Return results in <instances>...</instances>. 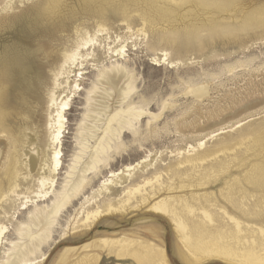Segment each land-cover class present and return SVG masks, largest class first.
I'll list each match as a JSON object with an SVG mask.
<instances>
[{"label": "rangeland", "instance_id": "rangeland-1", "mask_svg": "<svg viewBox=\"0 0 264 264\" xmlns=\"http://www.w3.org/2000/svg\"><path fill=\"white\" fill-rule=\"evenodd\" d=\"M10 1L0 0L1 181L17 162L22 170L19 194L33 185L35 195L39 192L37 179L47 172L46 167L42 170L46 154H52V61L77 34L93 33L101 23L109 31L99 38L95 55L74 73L80 90L66 114L56 188L39 207H51L53 192L79 180L104 136L111 111L122 108L129 114L122 131L103 139L106 150L86 174L81 192L73 193L76 197L71 196L44 230L29 218L35 205L30 211L20 208L14 219L5 221L4 211L12 204L0 201V221L10 231L5 250L18 241L16 228L25 224L33 238L50 234L29 258L34 264H147L131 255L139 245L160 249L166 264H193L194 247L166 214L153 209L162 201H170L183 219L198 221L203 202L211 200L218 205L212 209L220 214L221 224L230 222L222 219L225 207L245 222L244 235L253 237L264 229V178L258 177L264 169V0H110L111 7L103 13L92 0H67L53 20L42 14L41 4L28 0H14L12 11L3 9ZM121 46L124 55L110 59L108 49ZM112 66L125 68L133 91L120 100L99 89L89 107L91 90L101 88L103 81L99 71ZM196 87L206 89L201 100L189 93ZM84 124L93 128L91 133L82 135ZM78 157L83 158L80 163ZM129 166L136 170L125 172ZM122 172L119 179H110L112 173ZM107 179L115 182L109 191L103 189ZM187 204L194 214L188 213ZM126 241L132 246L120 252L117 243ZM226 263L206 258L195 264Z\"/></svg>", "mask_w": 264, "mask_h": 264}, {"label": "bare ground", "instance_id": "bare-ground-1", "mask_svg": "<svg viewBox=\"0 0 264 264\" xmlns=\"http://www.w3.org/2000/svg\"><path fill=\"white\" fill-rule=\"evenodd\" d=\"M198 1H201V0H198ZM13 5H14V0H11L8 4H6L4 8L3 7L2 8L6 10L10 9V11H12L11 9L13 8ZM108 31L109 30L107 28V24L101 23L100 25H97V29H95L93 33L86 31V32H82L81 34H77L76 38L70 43V45H68L63 50H59L57 58L53 59L54 61L52 62L54 63L53 64L51 63L53 67H51V69L49 70L51 72L50 77L52 78V82H51L52 88L50 90L48 89L49 90L48 110L52 111L49 117L50 120L48 122L49 123L48 129H49V137H50V147H51L50 149H52V154L51 155L46 154V160L44 161V165H43L44 167H42V170H44V168L46 167L47 172L45 173V171H43L44 173H42L37 179L38 183L36 186L38 188L37 187L36 188L39 190V192L35 195V192L37 191H34V188H33L34 185L32 186V188H28L25 193L19 194V191H18L19 177L21 175L22 170L19 167V164L17 162L15 163L14 167H9L6 170V180L4 182L0 180V201L9 200L12 205H11L10 211H4L5 221H11V219H14L15 215L18 214V212H20V208L21 210L30 211V207L35 205L33 211L29 213V218L41 224V229L44 230L43 228H45L47 225L50 224L51 219L70 203L71 196L72 197L75 196L77 193H80L81 190L83 189L86 183V180H87L86 174L89 172V170L95 169L99 161L100 154H102L106 150V148L102 145L103 139L106 140L108 138V134L115 136V134H118V130L119 131L123 130L122 125L126 123L124 120V117L125 115H128L129 113L125 114L122 108L113 109L109 115L108 125L104 131V136L100 138L101 142L98 143L96 147H94V150L89 158L90 162L86 165L85 168L81 170L82 174H80L81 176L79 180L75 183L72 182V180H70L68 181L67 186L65 185V188L63 187L64 188L62 189L63 191L53 192L54 193L53 196H55V199L51 207H44V208L39 207L38 203L42 202L43 198L48 197L51 189L54 187L55 177L62 165L61 145H62V139L64 138V129L66 126V121H67L66 114L68 111L71 110L72 97H74V94L80 88L79 81L77 79V76L79 75L76 76L74 75V73L80 70V67L83 66V61H86L89 56L95 55V49L97 47V44H99L98 42L99 38L102 37L103 34L107 33ZM142 34L144 33L142 32ZM99 46H102V45H99ZM121 47L120 48L118 47L119 50L118 49L113 50L110 47L108 51L106 52L108 54V57L112 59L113 57L116 58L118 56L124 55L125 47H122V48ZM90 49L93 50L92 53H88ZM115 53L117 55H115ZM163 55L165 57L169 56L167 52H163ZM176 63H179V62H176ZM98 78L103 80L101 82V88H98V86H94L93 89L91 90L90 96L88 97V100H87L89 107L91 105L90 102H92V95L94 93L99 92L98 91L99 89H103L104 93L107 94L108 96H109V93L112 92L114 95H116L115 97L120 100H126L129 97L130 93L133 91V89L128 84L130 77L126 74V70L122 66H112L110 69H104L103 71H99ZM189 93L193 94L195 98H198L201 100V98L206 95V89L202 87L201 88H197V87L191 88ZM110 95L112 96V94ZM103 106H106V105H103ZM97 110H100V109L98 108ZM139 114L141 116L144 114V112H139ZM113 124H115L118 129L114 128ZM81 126L83 130L82 135L83 134L85 135V133H91V131L93 130V128L86 127L85 124ZM92 126L93 125H91V127ZM256 138L260 139V137L258 138V136ZM203 145L204 143H199L198 146L202 147ZM85 148L86 147H84L83 149ZM82 159H83L82 157H78L77 160L80 163ZM197 160H200V158H196V161ZM190 161H191V164L195 162L194 159L193 160L190 159ZM256 165L257 163L255 164V166ZM82 166L84 167V163ZM25 167L28 168L27 165H25ZM253 168L256 169L255 167ZM76 169H77L76 167H73V171ZM134 170H136V167L129 166L127 167L125 172L129 173ZM251 171L252 170H250V172ZM261 172L259 173L258 177H260L262 180L264 178V169H262ZM123 173L124 172H122L121 174L112 173L110 179H113L116 177L118 178L120 177V175H123ZM255 173L253 174L255 175ZM250 174L252 175V173ZM253 177L254 179H257L256 178L257 176L256 177L253 176ZM110 179H107L103 182V189L105 191H109V186L112 184H115L114 180H110ZM237 181L239 182L238 179L236 180V182ZM71 183L73 184L71 185V188H69L68 190V187H70ZM254 183L252 184L251 182L253 186H254ZM259 186L257 187L259 188ZM241 190L243 191V189ZM70 192H72L71 193L72 195L70 194ZM73 193L75 195H73ZM227 197H230V195ZM204 202H203V208H201L200 212H198V221H192V220H195L194 218L183 219L179 215L180 213L179 210H177V208H175L174 205L170 203V201H162L158 203L157 205H155L153 209L161 211L164 214H166L171 219V221L175 223L178 233L181 234L185 238L187 243L190 242V244L194 247L193 264L198 263L199 261L204 260L206 258L207 260L211 258H218V259L226 261L229 264H233L234 262L239 263V264H264V229L262 228L259 229V226H258L259 224H256L259 230L257 229L258 231H255L254 233L251 232L253 235L251 233H248V234H251V236H253V237H248L249 235L248 236L244 235V233H247L246 229L244 228L245 222L243 223L238 216H236L235 214H233L235 216L231 215L229 211H227L225 207H223L224 209L221 212H223L224 217L221 214V216L223 217L221 218L223 220L226 219L227 222L229 220L232 224L230 222L229 224L227 223L221 224L219 221L220 214L218 215L217 212H215L212 209L213 207L214 208L218 207V205L216 203L211 205L210 203L212 202L211 200H205ZM240 204L239 206H242ZM111 207L112 205L109 206V208ZM186 208L189 214H194L196 212V210L193 207L189 206L188 204L186 205ZM258 209H260V206ZM246 210H248V208ZM251 211L249 210L250 213ZM257 212H255V215ZM252 216H254V213ZM245 218L247 217L245 216ZM247 223H249V221ZM252 226H253L252 229H254V225ZM28 228L29 227L27 225L20 224L16 228V231H15L18 241L10 242L9 244L10 248L5 250L4 248L6 247V244L8 243L7 237L10 231H9V227L5 224V222H3V220L0 221V264H34L35 263L34 261L36 260L32 262L31 261L32 259L30 260L29 258L31 256H35V254L37 253V251L40 250L44 242L48 240L50 234L47 233L46 237H43L42 235H38L36 238H33L32 237L33 234H31L30 232H27ZM247 238H249V240ZM126 242L127 243H123V242L117 243L121 246L120 252H123L127 250L130 246H132L131 242H128V241ZM105 244H113V243L106 241ZM139 246H140L139 249L132 250L131 252L132 256L142 259L147 264H155L159 260H160V264H166L165 256L160 249L157 251L153 247H150V246H142V245H139Z\"/></svg>", "mask_w": 264, "mask_h": 264}, {"label": "clouds", "instance_id": "clouds-1", "mask_svg": "<svg viewBox=\"0 0 264 264\" xmlns=\"http://www.w3.org/2000/svg\"><path fill=\"white\" fill-rule=\"evenodd\" d=\"M67 0H28V3L41 4L42 14L49 20L55 19L63 10V6ZM92 2L99 4L101 13L110 8V0H92Z\"/></svg>", "mask_w": 264, "mask_h": 264}]
</instances>
